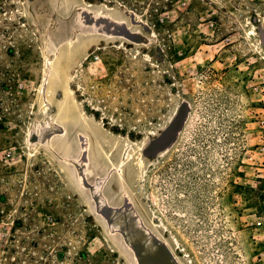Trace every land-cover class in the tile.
I'll return each mask as SVG.
<instances>
[{"label":"rangeland","instance_id":"rangeland-1","mask_svg":"<svg viewBox=\"0 0 264 264\" xmlns=\"http://www.w3.org/2000/svg\"><path fill=\"white\" fill-rule=\"evenodd\" d=\"M259 221L264 0H0V264H264Z\"/></svg>","mask_w":264,"mask_h":264},{"label":"built area","instance_id":"built-area-1","mask_svg":"<svg viewBox=\"0 0 264 264\" xmlns=\"http://www.w3.org/2000/svg\"><path fill=\"white\" fill-rule=\"evenodd\" d=\"M98 59V57H95V60H97ZM264 224V222H261V221H259V222H252L251 223V226H256V227H260V226H262Z\"/></svg>","mask_w":264,"mask_h":264},{"label":"bare ground","instance_id":"bare-ground-1","mask_svg":"<svg viewBox=\"0 0 264 264\" xmlns=\"http://www.w3.org/2000/svg\"><path fill=\"white\" fill-rule=\"evenodd\" d=\"M251 32V31H250ZM253 35V34H252ZM127 150V149H126ZM127 157V156H126ZM125 158V157H124ZM140 159V158H139ZM140 162H143V161H140ZM141 164V163H140ZM150 253H152L151 249H150ZM189 264H191V261L189 260L188 262Z\"/></svg>","mask_w":264,"mask_h":264}]
</instances>
